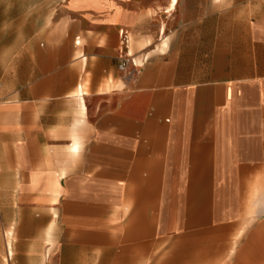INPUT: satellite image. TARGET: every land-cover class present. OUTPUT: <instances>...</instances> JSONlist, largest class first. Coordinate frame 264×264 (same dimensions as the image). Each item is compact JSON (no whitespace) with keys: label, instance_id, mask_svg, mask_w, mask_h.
<instances>
[{"label":"crops","instance_id":"1","mask_svg":"<svg viewBox=\"0 0 264 264\" xmlns=\"http://www.w3.org/2000/svg\"><path fill=\"white\" fill-rule=\"evenodd\" d=\"M81 3L0 0V264H264V0Z\"/></svg>","mask_w":264,"mask_h":264},{"label":"rangeland","instance_id":"2","mask_svg":"<svg viewBox=\"0 0 264 264\" xmlns=\"http://www.w3.org/2000/svg\"><path fill=\"white\" fill-rule=\"evenodd\" d=\"M76 1V4L75 5H78V6H80V5H82L83 3H81L82 2V0H75Z\"/></svg>","mask_w":264,"mask_h":264},{"label":"built area","instance_id":"3","mask_svg":"<svg viewBox=\"0 0 264 264\" xmlns=\"http://www.w3.org/2000/svg\"><path fill=\"white\" fill-rule=\"evenodd\" d=\"M125 64H122L121 67L123 68Z\"/></svg>","mask_w":264,"mask_h":264},{"label":"bare ground","instance_id":"4","mask_svg":"<svg viewBox=\"0 0 264 264\" xmlns=\"http://www.w3.org/2000/svg\"><path fill=\"white\" fill-rule=\"evenodd\" d=\"M176 2V0H173V3H175Z\"/></svg>","mask_w":264,"mask_h":264}]
</instances>
